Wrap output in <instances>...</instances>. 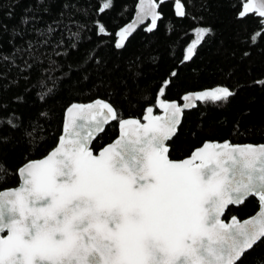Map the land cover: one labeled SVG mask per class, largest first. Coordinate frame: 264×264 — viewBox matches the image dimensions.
<instances>
[{
  "label": "snow or ice",
  "instance_id": "obj_1",
  "mask_svg": "<svg viewBox=\"0 0 264 264\" xmlns=\"http://www.w3.org/2000/svg\"><path fill=\"white\" fill-rule=\"evenodd\" d=\"M111 6L106 0L99 12ZM158 7L156 0H139L138 14L120 30L116 47L149 17L147 31H153ZM176 8L178 16L185 14L180 0ZM249 13L264 28V0H245L238 16ZM98 31L106 34L103 25ZM209 32L195 30L185 61ZM258 38L264 32L250 39ZM169 84L161 86L160 97ZM234 95L220 86L186 94L183 104L160 98L164 115L149 107L146 123L120 119L102 100L68 107L58 145L16 169L18 187L0 190V264H237L264 240V144L208 142L180 160L171 158L170 144L185 109ZM110 121H118L119 137L94 150ZM0 172L6 180L7 170ZM249 197L259 198L256 216L243 223L222 219L230 205Z\"/></svg>",
  "mask_w": 264,
  "mask_h": 264
},
{
  "label": "trees",
  "instance_id": "obj_2",
  "mask_svg": "<svg viewBox=\"0 0 264 264\" xmlns=\"http://www.w3.org/2000/svg\"><path fill=\"white\" fill-rule=\"evenodd\" d=\"M137 1L112 0L101 13L106 0H0V167L7 170L0 190L16 187V169L57 145L69 106L97 99L120 119L141 120L148 107L160 112V98L180 102L189 92L225 86L235 93L229 101H202L184 114L170 142L171 158L184 159L206 142L264 144V38L250 39L264 32L261 18H239L245 0H180L183 16L176 0H157V27L147 31L150 21L117 48ZM202 27L210 32L185 61ZM165 81L170 84L160 97ZM117 135L114 121L93 149ZM257 210L256 198L249 197L223 220H244ZM237 264H264V240Z\"/></svg>",
  "mask_w": 264,
  "mask_h": 264
},
{
  "label": "water",
  "instance_id": "obj_3",
  "mask_svg": "<svg viewBox=\"0 0 264 264\" xmlns=\"http://www.w3.org/2000/svg\"><path fill=\"white\" fill-rule=\"evenodd\" d=\"M138 2H139V0L137 1L136 5H135V9H134L133 17H132L131 21H130L128 24L132 23V22L135 20L137 14H138ZM156 2H157V0H156ZM157 11H158V9H157ZM150 21H151V18L149 17V18H148L143 24L137 25V26L135 27V30L132 31L131 34H133L134 32H136L137 30H139L141 27L145 26V25H146L147 23H149ZM128 24H127V25H128ZM127 25H126V26H127ZM199 92H202V91L189 92V93H187V94L199 93ZM185 95H186V94H185ZM97 100H100V99H97ZM95 101H96V100H94V101H92V102H90V103H94ZM102 101H103V100H102ZM104 102H106V101H104ZM166 102H169V101H166ZM173 102H176V101H173ZM200 102H202V101H197V102H196V106H197V104L200 103ZM90 103H87V104H90ZM106 103H108V102H106ZM177 103L183 104L184 101L181 99V101H180V102H177ZM84 105H86V104H84ZM196 106L193 107V108L185 109V110H184V114H185L186 112H189V111L195 109ZM69 107H70V106H69ZM148 108H149V107H148ZM66 110H67V109H66ZM159 111H160V112H159L158 114H155V113H154V109H153V115L163 116V115H164V112H163V109H162L161 107H159ZM146 114H147V108H146V110H145V113H144L143 117H142L141 120H140L141 123H146V121L144 120V116H145ZM66 116H67V112L65 111V113H64V120H63V127H62V133H61V135L64 134V124H65ZM183 116H184V115H183ZM127 119H135V118H127ZM113 122H114V121H110V122L108 123V125L111 124V123H113ZM108 125H106V127H107ZM118 137H119V123H118V135H117V137L114 139V141H115ZM59 138H60V137H59ZM114 141H113V142H114ZM58 142H59V140H58ZM113 142H111V143H113ZM206 143H208V142H206ZM211 143H218V142H211ZM227 143H229V142H227ZM57 145H58V143H57ZM57 145H56V146H57ZM245 145H248V144H245ZM259 145H260V144H259ZM56 146H55V147H56ZM202 146H203V145H202ZM202 146H201V147H202ZM55 147H54V148H55ZM54 148H53V149H54ZM199 148H200V147H199ZM53 149H52V150H53ZM52 150H51V151H52ZM51 151H50V152H51ZM50 152H49V153H50ZM49 153H48V154H49ZM48 154H47V155H48ZM47 155H46V156H47ZM43 158H44V157H43ZM18 186H19V183H18V185H17L16 187H18ZM14 188H15V187H14ZM11 189H12V188H11ZM7 190H9V189H7ZM255 198H256V200H257V202H258V210H257V212H256L253 216H251V217H249V218H247V219H244V220H239L237 217H235V218H236L238 221H240L241 223H243L245 220L251 219L252 217L256 216V215L260 212L259 198H258V197H255ZM247 199H248V198H247ZM242 204H243V203H242ZM239 205H241V204H239ZM239 205H230L229 208L232 207V206H233V207H237V206H239ZM229 208H228V209H229ZM228 209H227V210H228ZM227 210H226V211H227ZM225 213H226V212H225ZM223 217H224V216H223ZM223 217H222V218H223ZM231 219H232V218H230L226 223H231ZM5 235H6V233H5ZM259 242H260V241H259ZM259 242H257V244H258ZM257 244H256V245H257ZM256 245H254V246H256ZM254 246H253V247H254ZM250 250H251V249H250ZM250 250H247L246 253H248ZM246 253H245V254H246ZM245 254H244V255H245ZM244 255H243V256H244ZM243 256H242V257H243Z\"/></svg>",
  "mask_w": 264,
  "mask_h": 264
},
{
  "label": "flooded vegetation",
  "instance_id": "obj_4",
  "mask_svg": "<svg viewBox=\"0 0 264 264\" xmlns=\"http://www.w3.org/2000/svg\"><path fill=\"white\" fill-rule=\"evenodd\" d=\"M232 217H235V216H232ZM232 217H231V218H232ZM223 218H224V217H223ZM223 218H222V219H223ZM224 221H225V220H224ZM225 222H227V221H225Z\"/></svg>",
  "mask_w": 264,
  "mask_h": 264
},
{
  "label": "rangeland",
  "instance_id": "obj_5",
  "mask_svg": "<svg viewBox=\"0 0 264 264\" xmlns=\"http://www.w3.org/2000/svg\"><path fill=\"white\" fill-rule=\"evenodd\" d=\"M186 54V53H185Z\"/></svg>",
  "mask_w": 264,
  "mask_h": 264
}]
</instances>
